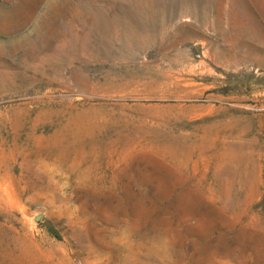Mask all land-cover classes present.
<instances>
[{"label": "rangeland", "instance_id": "obj_1", "mask_svg": "<svg viewBox=\"0 0 264 264\" xmlns=\"http://www.w3.org/2000/svg\"><path fill=\"white\" fill-rule=\"evenodd\" d=\"M0 264H264V0H0Z\"/></svg>", "mask_w": 264, "mask_h": 264}]
</instances>
